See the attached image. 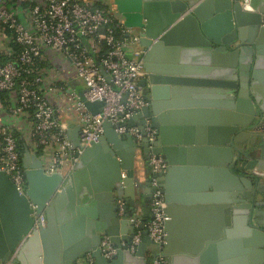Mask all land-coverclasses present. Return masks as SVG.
I'll return each mask as SVG.
<instances>
[{
	"label": "crops",
	"instance_id": "1",
	"mask_svg": "<svg viewBox=\"0 0 264 264\" xmlns=\"http://www.w3.org/2000/svg\"><path fill=\"white\" fill-rule=\"evenodd\" d=\"M81 1L112 10L118 20L123 22L114 0ZM5 2L22 22L30 25L31 7L34 4H44L46 0H5ZM162 9L158 5L152 10L151 18L157 25L162 19ZM12 40V36L0 27L1 53L5 55L14 53L11 46ZM127 47L130 54L137 49H142L141 56L144 60L146 49L140 42L130 43ZM214 48L204 50L185 45H170L156 52L150 61L146 63L144 61V64L153 67L162 66L181 73L184 72L181 71L183 69L218 72L226 69L227 64L224 54L215 52ZM40 65L42 74L45 76L44 90L54 105L57 117L67 125V131L71 130L70 136H78L81 133L80 125L74 115L65 109L64 102L68 92L81 93L86 89L84 81L77 76L66 54L52 47L43 49ZM144 71L145 74L140 80L147 78L149 74L145 67ZM176 75L183 76L178 73ZM261 84L264 86V79ZM168 100L173 102V106L169 107V113L167 112L164 120L160 122L165 128L164 137L168 144L166 146H175L173 161L170 163L167 158H164L168 168L160 177V185L165 193L167 211L170 216L166 223L167 235L163 251L168 264H255L258 261L264 264L263 247L255 241L254 229L249 224L247 212L229 200L235 199L232 193L237 190L231 189L229 184L234 181L235 173L240 172V162L237 159L243 148L245 151L250 150V155L246 156L248 160L257 158L264 164V143L261 144L260 134H264V123L256 128H249V126L244 128L242 123L249 115L237 110V100L234 95L230 96L219 91L202 88L178 92L175 95L171 94ZM16 103V90L0 93V135L8 132L18 133L24 139V146L27 145L32 152L38 150L42 159L44 151L40 152L36 148L32 137L31 112H15ZM147 121L152 122V119L142 114L134 124L143 125ZM239 127L245 130L246 135L239 142L233 143L232 139L236 136L235 131ZM157 128L160 132V128ZM108 130L112 131V128ZM122 137L125 138V135ZM159 137L161 138L160 134ZM71 142L73 143L72 140ZM120 151L121 156L115 159L118 171L119 164L123 166L120 176L122 177L123 172L127 176L129 169L134 167L137 180L134 183L135 209H131L132 206L124 192L122 199L125 201V212L118 211L120 217L118 237L123 238L128 231H132L130 223L123 224L125 217L133 214V218L143 219L142 216L146 213L145 207L141 205L142 184H146L145 180L151 174V170L147 174L146 171L150 166L142 148H137L134 152L131 145L124 143ZM102 152L101 148L88 155L82 166L64 164L61 167V170L74 175L75 185L89 187L99 195L93 204L85 202L86 207L83 211L77 210L75 214L71 212L65 214V211L59 213L56 234L48 235L47 245L56 250L55 239H58V245L64 257L77 254L84 243L90 240L91 236L88 233L105 220L107 215L110 217V211L114 210L115 203L111 202V199L102 191L114 176ZM255 169L264 172L260 167L256 166ZM7 205L9 206L10 203ZM9 209L11 215L7 228L0 225V251L3 250L4 245L6 246V233L16 231L18 227L19 217L14 214L12 207ZM173 219L174 222H172ZM253 220L255 221L256 218ZM130 221L133 223L132 218ZM135 251L125 250L116 264H145L143 258L135 254ZM31 253L33 249L27 248L24 252V263H17L32 264L33 260H30L28 256ZM150 255L151 251L147 250L146 256ZM115 257L119 258L116 254L106 258L115 259ZM89 261L91 264L96 262L93 256ZM40 263H43V255H41Z\"/></svg>",
	"mask_w": 264,
	"mask_h": 264
},
{
	"label": "water",
	"instance_id": "2",
	"mask_svg": "<svg viewBox=\"0 0 264 264\" xmlns=\"http://www.w3.org/2000/svg\"><path fill=\"white\" fill-rule=\"evenodd\" d=\"M114 3L122 23L139 34V42L146 49L145 63L149 62L156 52L167 46L185 45L204 50H212L215 47V52L224 54L227 64L226 69L218 72L183 69L181 70L184 71L183 73L162 66L153 67L144 64L149 74L147 78L140 80V84L150 104L134 114L129 123L134 124L139 116L146 114L147 118L152 119L153 126L160 128L158 135L160 134L161 138L157 139L153 152L167 158L170 163L173 161L175 146H166L168 144L164 137L165 128L160 122L164 120L166 113H169V107L173 106V102L168 100L170 95L178 92L206 88L210 91L234 95L237 100V110L249 115L245 120L247 122L242 123L244 128L248 126L256 128L264 123V86L261 84L264 79V0H114ZM158 5L163 8V15L157 25L152 21L151 14ZM101 70L107 81L113 85L102 66ZM177 73L183 76L178 77ZM84 100L86 107L93 113L100 112L104 106L103 101H90L86 98ZM257 117L259 119H256ZM104 125L106 128L104 134L97 142L84 149L79 161L74 165L82 166L88 155L103 149L102 156L112 168L114 175L102 189L111 202L115 203L114 210L110 211L111 216L107 215L95 229L89 231L90 240L84 243L77 254L71 257L62 256L58 239H55L57 249H51L47 245V237L56 234L59 213L65 211V214L67 212L75 214L77 210L83 211L86 207L84 203L93 204L99 195L89 187L75 185L73 174L63 170L48 173L44 169L38 150L32 152L26 145L21 153L26 177L24 191L21 192L17 188L9 174L0 171V192H2L0 193V225L7 228L11 215L10 207L19 217L16 231L6 233L7 243L0 251V264L9 260L12 261L11 264L24 263V252L29 247L33 249V253L28 254L30 260H33L32 264H41V255H43L42 264H91L87 258L88 252H91L95 258V264H116L125 250L131 251L121 242L129 241L135 233V226L130 221L133 214L127 215L122 221L125 225L130 223L132 231L119 238L118 208L119 199L124 198L125 192V197L132 206L131 209H135L136 174L134 167H131L123 180L120 176L123 166L120 163L118 171L115 159L121 156L120 150L124 143L131 145L134 152L137 148H142L147 160L150 149L146 137L140 142L130 134H126L124 138L114 130L111 122L105 121ZM110 127L112 131L108 130ZM70 131L68 130V134L73 146H78L80 134L72 137ZM235 134L233 143L239 142L246 135L245 130H241L240 127L236 129ZM260 134L262 144L264 134ZM248 155L250 150L245 151L244 148L239 153L237 161L240 162V172L235 173L234 181L229 184L231 189L237 191L232 193L235 199L229 200L247 212L249 224L254 229L255 241L264 251V172L255 169L257 166L264 170V164L257 158L248 160L246 157ZM146 172L148 174L150 168ZM145 181L146 186L142 184L143 201L141 202L146 211L142 216L141 225L144 235L135 254L141 256L145 264H149L160 255H165L163 253L165 244L154 242L145 229V223L151 216L153 192L151 174ZM7 203L10 205L8 206ZM38 215H44L45 223H40L36 230H31ZM253 218H256L257 223ZM174 221L173 219L172 222ZM105 236H109L117 247L118 259L106 258L102 253L100 244ZM147 250L151 251L149 257L146 256ZM255 264H261V261Z\"/></svg>",
	"mask_w": 264,
	"mask_h": 264
},
{
	"label": "built area",
	"instance_id": "3",
	"mask_svg": "<svg viewBox=\"0 0 264 264\" xmlns=\"http://www.w3.org/2000/svg\"><path fill=\"white\" fill-rule=\"evenodd\" d=\"M29 22L30 25L22 22L5 0H0V27L12 33L20 48L15 58L6 62L0 60V91L16 90L14 111L31 112L32 137L36 148L44 151V169L52 173L60 171L67 162H78L84 149L104 134L105 121L111 122L121 136L130 134L139 142L146 137L153 192L151 216L145 223V229L154 242L165 244L166 221L170 216L160 175L166 171L168 163L153 152L159 131L150 121L143 125L129 123L134 114L149 105L140 84V78L145 74L143 50L137 49L130 54L127 47L130 43L139 42V34L120 22L112 10L81 0H46L44 4H34L30 9ZM101 44L106 49L96 58L93 53L99 52ZM45 47L64 52L86 86L83 95L77 91L68 92L64 102L65 109L80 125V143L75 147L68 137L67 125L57 117L44 90L45 76L40 62ZM101 66L113 85L107 81ZM84 98L103 101L102 110L91 112ZM0 171L9 174L17 188L24 191L26 177L17 137L12 132L0 135ZM125 177L123 172V180ZM118 211L125 212L123 199H119ZM132 220L135 233L122 245L134 252L142 241L144 230L141 228L142 218L134 217ZM40 223H45L44 215L36 216L31 230H36ZM100 249L106 257L117 253V247L109 236L101 241ZM87 258L92 259L91 252ZM149 264H168V261L160 255Z\"/></svg>",
	"mask_w": 264,
	"mask_h": 264
},
{
	"label": "trees",
	"instance_id": "4",
	"mask_svg": "<svg viewBox=\"0 0 264 264\" xmlns=\"http://www.w3.org/2000/svg\"><path fill=\"white\" fill-rule=\"evenodd\" d=\"M6 33L10 36H12L13 40H12V49L14 51V53L12 55H5L3 53L0 52V60L3 61V62H6L7 60H10V59H13L15 58L17 52L19 51V45L15 42L14 40V36L12 35V33L7 30ZM104 49H106L105 46H103L102 44L100 45V50L99 52L97 53H93V55L96 57V58H99L100 56V53L104 51ZM2 92H6V91H0V93ZM14 135L17 137V143H18V149L20 151V154L24 151V145H25V142H24V139H22L18 133L14 132ZM39 151L41 152V149L39 148Z\"/></svg>",
	"mask_w": 264,
	"mask_h": 264
}]
</instances>
